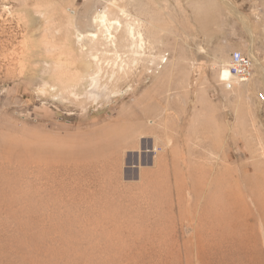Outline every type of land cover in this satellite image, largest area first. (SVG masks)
<instances>
[{
    "label": "rangeland",
    "instance_id": "374dc122",
    "mask_svg": "<svg viewBox=\"0 0 264 264\" xmlns=\"http://www.w3.org/2000/svg\"><path fill=\"white\" fill-rule=\"evenodd\" d=\"M0 264H264V0H0Z\"/></svg>",
    "mask_w": 264,
    "mask_h": 264
},
{
    "label": "built area",
    "instance_id": "2783aa9c",
    "mask_svg": "<svg viewBox=\"0 0 264 264\" xmlns=\"http://www.w3.org/2000/svg\"><path fill=\"white\" fill-rule=\"evenodd\" d=\"M254 64L251 56L241 51H233L228 63V70L231 74L230 79H225L227 87H232V81L235 83L248 81L254 73Z\"/></svg>",
    "mask_w": 264,
    "mask_h": 264
},
{
    "label": "bare ground",
    "instance_id": "6f19581e",
    "mask_svg": "<svg viewBox=\"0 0 264 264\" xmlns=\"http://www.w3.org/2000/svg\"><path fill=\"white\" fill-rule=\"evenodd\" d=\"M254 64V63H253ZM254 67V66H253ZM221 76L224 78V79H230V77H231V74H230V72H229V70H228V65H227V67H223L222 69H221Z\"/></svg>",
    "mask_w": 264,
    "mask_h": 264
}]
</instances>
